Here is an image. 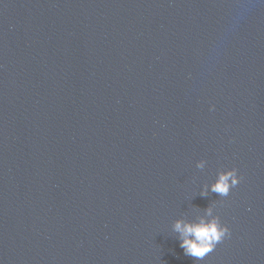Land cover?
<instances>
[{
  "label": "water",
  "instance_id": "1",
  "mask_svg": "<svg viewBox=\"0 0 264 264\" xmlns=\"http://www.w3.org/2000/svg\"><path fill=\"white\" fill-rule=\"evenodd\" d=\"M0 264H264V0H0Z\"/></svg>",
  "mask_w": 264,
  "mask_h": 264
},
{
  "label": "clouds",
  "instance_id": "2",
  "mask_svg": "<svg viewBox=\"0 0 264 264\" xmlns=\"http://www.w3.org/2000/svg\"><path fill=\"white\" fill-rule=\"evenodd\" d=\"M240 180L238 169L229 168L218 175L211 185V191L225 197L240 183ZM207 211L211 215V208ZM174 227L181 237L180 247L186 255L196 259L204 258L226 235L230 234L229 226L222 223L219 217L201 218L196 222L177 220Z\"/></svg>",
  "mask_w": 264,
  "mask_h": 264
}]
</instances>
